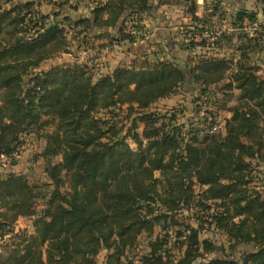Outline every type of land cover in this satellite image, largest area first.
Instances as JSON below:
<instances>
[{
    "label": "trees",
    "instance_id": "obj_1",
    "mask_svg": "<svg viewBox=\"0 0 264 264\" xmlns=\"http://www.w3.org/2000/svg\"><path fill=\"white\" fill-rule=\"evenodd\" d=\"M49 1L59 9L48 15L38 9L46 0L0 3V157H16L24 137L41 131L52 187L36 214L27 177L0 176V264H97L103 250L104 264H123L142 235L148 251L138 264H264V191L253 186L264 165V76L249 57L264 52V37L243 29L256 15L239 10L241 36H228L212 34L196 0H82L94 8L75 24L60 9L71 0ZM155 3L176 6L188 19L181 27L184 68L173 55L153 53L106 73L78 61L41 70L70 54L73 25L81 26L83 43L95 28L92 39L108 42L101 48L134 44L125 23L146 34L141 16ZM217 9L216 2L205 17L216 18ZM208 33L217 43L225 36L233 42L236 58L207 53L196 37ZM187 84L198 89L196 104L211 89L238 92L222 123L211 109L186 124L174 110H150ZM184 211L195 226L179 219ZM31 217L32 233H14L19 218ZM207 229L225 238L228 253L208 257L218 247L200 237Z\"/></svg>",
    "mask_w": 264,
    "mask_h": 264
},
{
    "label": "rangeland",
    "instance_id": "obj_2",
    "mask_svg": "<svg viewBox=\"0 0 264 264\" xmlns=\"http://www.w3.org/2000/svg\"><path fill=\"white\" fill-rule=\"evenodd\" d=\"M7 1H10V3H6ZM25 0H0V3L3 5V7H9L10 4H14L16 2H24ZM48 1V2H47ZM197 4H198V0ZM200 1V0H199ZM217 2V17L211 18L210 16L205 17L207 14H209L214 7V3ZM46 3V4H45ZM199 5V4H198ZM202 8L201 16L206 18L208 25L210 26L212 30V34L216 33L218 34L220 31L221 33H226V35L230 36V34H233V36H241L239 33L240 30L238 29V25L235 21L236 14L239 10H245L247 13H254L256 15V23H258V32L256 34L253 33L252 35L256 36H263L264 37V16L262 15V9L264 8V0H204L201 6H198ZM94 8V5L90 2L82 1V0H71L68 1L67 4H65L62 8H60L65 14L64 16L68 17L71 21V23L77 22L80 19L83 18H89L91 10ZM40 14L42 15H48L52 13L53 11H58V6H54L51 1L46 0V2L41 3V6L38 7ZM198 12H200V8H198ZM176 20L179 22L178 27H180L178 31L179 42H176V46L180 49V45L184 43V34H182L181 27H184L187 25L188 21L181 20L180 16L176 18ZM246 23V30L244 33L250 35V21H245ZM237 27V28H236ZM81 29V26H75L73 25V29H69L70 32L68 33V38L70 41V54H62L56 58H53L47 62H45L41 70H47L55 65L64 64V63H73L74 61H78L80 63H87V65L91 68H93V71L95 73H99V69L104 66L106 63V54L105 52L100 53L101 45L105 44L106 42H100V40L92 39L94 36L95 28H92L88 32L89 39L86 43H83L79 41L78 38V31ZM261 33V34H260ZM210 35L209 33L207 35L198 36L196 37V41L200 42L202 41L209 46V50L207 53H210V55L217 56L219 58H236L238 55L234 52V43L228 42L226 39V36L223 37L222 40H219L218 43L214 38L208 37ZM219 35H217L218 37ZM251 37V36H250ZM182 39V41H181ZM205 39V40H203ZM106 40V39H104ZM216 41V45H211ZM264 41V39H263ZM102 43V44H100ZM117 45L116 42L112 43V46ZM124 46V45H123ZM125 47V46H124ZM264 47V44H263ZM157 49V48H156ZM182 50V49H180ZM165 51V50H163ZM163 51L161 52L160 49L155 50V53L157 56L161 59L163 57H166L167 55L171 57L174 56L175 59L184 62H187L188 53L184 52V56L182 55V52H177L176 50H173V54L170 52H164L165 55H163ZM167 51V50H166ZM201 50L196 49L195 52H200ZM110 53V52H107ZM264 52L256 53L253 52V54H250V62L252 65H254L258 69V74L263 77L264 76ZM182 55V56H181ZM149 58L153 59L155 58L153 53L148 54ZM167 58V57H166ZM98 70V71H97ZM216 89H211L209 91V95L202 98L200 102L197 104L194 103L195 99L199 97V92L196 86L187 84L184 87L177 90L176 94L163 100L159 101L156 104H154L150 110L151 111H159L161 113H164L165 111H176L177 117L180 123L186 124L190 121L195 120V117H197L200 111V114H202V111H205V109H211L216 114V122H221L224 119V116L226 115L225 111H223V108L225 106L231 107L235 104L234 97L238 94L237 91L228 92L229 94H222V92L217 91ZM232 93V94H231ZM229 95H233L229 98ZM228 100V101H227ZM227 101V102H226ZM203 103V104H202ZM201 106L199 108L197 105ZM197 106V107H196ZM196 107V108H195ZM200 109V110H199ZM200 116V115H199ZM197 120V118H196ZM222 123V122H221ZM219 128V127H218ZM41 131L39 133H33L31 135H27L24 137V142L22 147L20 148L18 152V158L13 157L12 159H5L4 161H0V176L5 177L10 173H20L24 174L30 185H32L35 189L36 193V200H35V209L36 214H39L42 209L45 207V203L49 197V193L52 190V187L49 185V180L47 176L45 175L43 169H44V161L40 157L41 152L43 150L44 141L41 138ZM59 160L58 158L54 159L53 161ZM16 162L13 164L12 162ZM13 164V165H12ZM256 178L255 182L253 183V186L255 185L256 189L258 191L263 192L264 191V165L261 164L257 168L255 172ZM184 215L180 216V220H184L188 224H195L192 222L193 215L189 212L184 211ZM32 221L33 217L31 218H19L14 226V233H21L26 232L28 234L33 232L32 227ZM200 237L202 239H208L212 241L215 245V247H218V250L216 249L214 253L210 254L208 257H222L223 251L225 253H228V247L225 242V238L217 233L216 230L213 229H207L203 230L200 234ZM13 238H9L7 244L9 245L10 242H12ZM149 241V238L147 236L142 235L139 237L137 247L133 250H129L125 252V255L123 257V264H138V259L141 257V255H144L147 253V243ZM220 247H223L221 250ZM174 255L177 257L179 254L176 250H173ZM107 255V251L103 250L98 258H97V264H104L105 257Z\"/></svg>",
    "mask_w": 264,
    "mask_h": 264
},
{
    "label": "crops",
    "instance_id": "obj_3",
    "mask_svg": "<svg viewBox=\"0 0 264 264\" xmlns=\"http://www.w3.org/2000/svg\"><path fill=\"white\" fill-rule=\"evenodd\" d=\"M203 1L204 0H198V6H201ZM198 8H200V12L197 10V16L200 17L202 8ZM179 16L181 20L185 22L188 21L182 11L176 6H159L157 3L153 4L149 12L141 16L142 21H140V24L144 27L145 32L148 35V41L137 42L132 45L121 44L101 48L99 50L100 53L105 52L107 58L104 66L97 71L99 73H106L120 64H129L133 59L140 55L155 53V50L157 49H160L161 52L165 50L163 51V55H165L164 52H171L173 54L172 51L176 50L177 52H182V55L184 56V51H181L176 46V42H179L178 40L180 37L178 35V31L180 29V27H178L179 22L176 20ZM100 42H106V40H100ZM166 57L170 59L168 55Z\"/></svg>",
    "mask_w": 264,
    "mask_h": 264
},
{
    "label": "built area",
    "instance_id": "obj_4",
    "mask_svg": "<svg viewBox=\"0 0 264 264\" xmlns=\"http://www.w3.org/2000/svg\"><path fill=\"white\" fill-rule=\"evenodd\" d=\"M133 22L132 21H127L124 25V28H123V33L124 34H131L133 37H136V41L135 43L137 42H146L148 41V35L147 33L146 34H142L140 35L134 28H133ZM258 26L257 24H251L250 26V35L249 36H253L252 34L256 32ZM244 31L246 30V23H244ZM5 159H7L6 157L4 156H1L0 157V161H4Z\"/></svg>",
    "mask_w": 264,
    "mask_h": 264
},
{
    "label": "water",
    "instance_id": "obj_5",
    "mask_svg": "<svg viewBox=\"0 0 264 264\" xmlns=\"http://www.w3.org/2000/svg\"><path fill=\"white\" fill-rule=\"evenodd\" d=\"M173 62H174L175 64H177L178 66L184 68V63H183L182 61H180V60H173Z\"/></svg>",
    "mask_w": 264,
    "mask_h": 264
}]
</instances>
